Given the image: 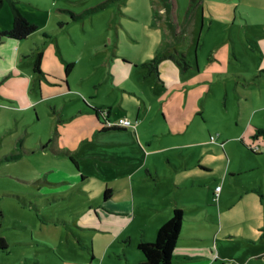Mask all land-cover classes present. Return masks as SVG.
<instances>
[{
  "label": "rangeland",
  "instance_id": "rangeland-1",
  "mask_svg": "<svg viewBox=\"0 0 264 264\" xmlns=\"http://www.w3.org/2000/svg\"><path fill=\"white\" fill-rule=\"evenodd\" d=\"M14 1L38 30L17 42V61L0 44V264H99L107 235L90 227L93 214L76 212L156 150L152 173L128 182L136 198L159 200L162 213L178 201L199 218L184 224L190 238L179 246L214 253L186 263L264 264V55L256 45L264 41V0ZM3 2L0 32L14 20L13 0ZM165 63L176 66L179 85L157 87V71L171 69ZM1 66L15 67L28 88H11ZM252 73L259 77L235 76ZM86 107L101 121L144 124L141 137L128 127L90 141L97 119ZM64 145L77 148L79 169L56 154ZM229 169L237 175L224 183ZM67 175L75 183L52 184ZM217 184L223 201H214ZM53 189H68L67 198L53 201Z\"/></svg>",
  "mask_w": 264,
  "mask_h": 264
},
{
  "label": "crops",
  "instance_id": "crops-1",
  "mask_svg": "<svg viewBox=\"0 0 264 264\" xmlns=\"http://www.w3.org/2000/svg\"><path fill=\"white\" fill-rule=\"evenodd\" d=\"M17 42L19 41L8 39V40H4L1 43L3 47H5V50H6V53H5L6 59L8 57H11L10 59H13L14 61L19 60L20 55L18 54L17 50L19 48V52H20L21 48L19 45H17L18 44ZM256 45L259 51L264 55V41L258 40V42H256ZM188 61H190V58L188 59ZM42 62H43V59H42ZM70 63L71 61H69L68 64ZM165 65L168 67H171V69L167 70L168 74L164 73L165 71H160V69L157 71V74H156L157 80H158L157 87L160 85H163L165 87L166 86L172 87L174 85H179L180 83L175 82V79L173 78V77H179V72L176 66L173 63H165ZM196 67H198V62H197ZM262 67H264V62L262 64ZM2 69L4 70V73L8 75V78H10L8 83L11 88L14 87L18 91L25 90L28 88V87L24 88L20 86V84H22L23 82V78H21L22 77L21 74L15 69V67L12 69L10 67V70H7V68L4 69V67H2ZM69 72L66 71L67 74H69ZM254 74L256 73H252L250 75L249 74H245V75L235 74V76L240 79L248 78L251 80H256L259 76H254ZM207 80L209 79H206L205 81ZM215 80H216L215 77H211V81H215ZM25 83L27 84L26 78H25ZM67 87H68V91H70L71 90L70 85H67ZM12 93L13 92H10L8 93V95L11 98H15L17 100L18 99L17 96ZM142 97H146V96L142 94ZM144 99L146 100L147 103L150 100V98H147V97ZM83 109L81 110L80 113L84 112ZM85 111L90 112L91 114H95L96 119H97V122L94 123L95 133L93 131V134L90 137V141L92 137H95L96 139L95 142H97L99 137H101V135L111 134L115 132L121 133L127 130L124 128H110V129L106 128L102 125L103 120L102 121L100 120V118L96 115L93 109L86 107ZM120 119H123V117H121ZM136 125L138 124L136 123ZM143 125L144 124H141L140 126L138 127L136 126L134 128L137 130L136 135L138 137H141L140 128ZM154 131H157V130H154ZM154 134L156 133L154 132ZM42 149H43L42 151L45 150V148H42ZM57 150L58 152L56 154L70 155V157L72 158V161L76 164V167L78 169L80 168V166L78 165V162L74 159L73 156H71V155H74L76 157V154H79L77 148H73L72 145H69V146L64 145L63 149L57 148ZM159 151L160 150L148 151V154H147L148 157L146 159V162L141 167L136 169L135 171H131L130 173L126 174L125 176L128 179L126 178L125 183L113 182L111 183V185L106 184L105 189H104V196L101 200H94L90 203L88 208L86 209L84 208L83 210L76 212L77 214L78 213L87 214L89 212V216L93 214V216H90L91 219H89L90 227H92L95 231L101 233L102 235H107V237L105 236V238H107L106 241H104V243L100 245V250H102V255L104 257H102V260L99 262V264H141L143 263L145 261V257L142 254V252L138 249V244L142 240L154 242L156 240L158 230L172 217L173 212L172 214L171 212L162 213V211L165 208H163V205L161 204L159 200L155 198L153 199L143 198V197L136 198L134 194L135 187L133 184L130 183L131 181L128 182L130 180L129 177L132 176L131 178H133L135 177L137 173H140L144 170H146L149 174V172L153 170L152 164L150 162V156L152 155L155 157L158 154H162V152H159ZM156 163L157 161L155 160V164ZM158 168H157V171H159ZM202 171H205V170H202ZM231 172L233 171L229 169L225 177L226 179H224V183L227 182L228 176H230L231 178L232 177L234 178L237 175V174L235 175L230 174ZM46 174H49V171L46 172ZM239 175H241V172H238V176ZM81 178L83 180L85 177L81 175ZM74 181L75 180L73 179V177L67 175L61 180V182H59V184H55V183H52V184L53 185H68L70 182H74ZM201 182H204V179H201ZM205 183H207V179H205ZM187 186H188L187 182L182 183V187H187ZM218 186L220 185L217 184L216 187ZM221 187L222 189H221L219 197H220V200L223 201L222 197H223V192H224V185H222ZM125 189L126 191L121 193V191ZM67 190L68 189H63V190L53 189L52 190V193H54L53 201H56V202L64 201L67 198V194H66ZM106 190L111 191V194L108 197H105ZM119 192L121 194H119L118 197L113 196L114 194H118ZM47 201L48 203L50 202V200H47ZM169 206L174 207L172 208V210L174 211V209L178 206L181 209H183L187 205L183 203H179L178 201H175L174 205L169 204ZM184 215L186 217L184 224L186 222H192V221L199 220V218L195 214H186L184 212ZM62 220H64V218H62V216H59L57 219H53L50 222L56 221L58 223H61ZM184 224H183V228L181 232V239L178 241L176 249L174 250L173 264H175L176 262H179V264H191V263H186V262H188L190 259H193V258H203L205 257V255L207 256L210 255L211 257V255L214 253L213 248H210L208 250L210 252H208L206 248H202V247L197 248L196 250H191V248L187 247L186 245L179 246L180 241H184L190 238L189 235H182ZM221 233H223L224 235L225 233L224 228H222ZM232 234L233 232L230 230L226 233V236L224 237H232ZM94 246H95V242L92 240V243H91L92 252L94 251ZM217 247L219 248V244L217 245ZM107 255L109 256V259H108L109 262L105 263ZM113 255L117 256L119 260L117 261L111 260V257ZM192 264H207V263L198 262V263H192Z\"/></svg>",
  "mask_w": 264,
  "mask_h": 264
},
{
  "label": "trees",
  "instance_id": "trees-1",
  "mask_svg": "<svg viewBox=\"0 0 264 264\" xmlns=\"http://www.w3.org/2000/svg\"><path fill=\"white\" fill-rule=\"evenodd\" d=\"M12 2L14 20L12 28L0 32V44L4 40H26L31 34L38 30V26L29 21L23 12L14 5ZM4 4L3 0H0V7ZM77 17V16H76ZM75 18V16H74ZM43 59V53L39 52L35 64L34 71L36 73H42L41 64ZM73 64H68L66 71L69 72ZM96 115L100 113L98 110H94ZM105 113L101 112V115L105 117ZM99 117V116H98ZM104 120L102 125L105 126ZM107 128H120V127H107ZM111 194L110 190H106L105 197ZM186 220L183 210L178 206L174 209L172 217L163 225L157 232V237L154 242L142 240L138 244V249L145 257V261L141 264H173L174 250L176 249L178 241L181 239V232L183 224ZM6 245L3 238H0V250H3V246Z\"/></svg>",
  "mask_w": 264,
  "mask_h": 264
},
{
  "label": "built area",
  "instance_id": "built-area-1",
  "mask_svg": "<svg viewBox=\"0 0 264 264\" xmlns=\"http://www.w3.org/2000/svg\"><path fill=\"white\" fill-rule=\"evenodd\" d=\"M105 124H108L109 127H123V128H128V127H131V128H135L136 127V123L131 121L130 119H119V121L117 123H111L110 121H107L105 122ZM212 140H214L215 138L214 137H211ZM221 189L222 187L221 186H218L216 187L215 189V201L217 202L218 199H219V195H220V192H221Z\"/></svg>",
  "mask_w": 264,
  "mask_h": 264
}]
</instances>
